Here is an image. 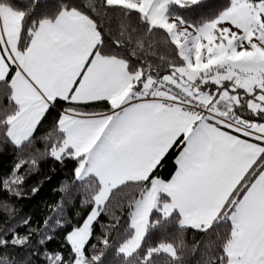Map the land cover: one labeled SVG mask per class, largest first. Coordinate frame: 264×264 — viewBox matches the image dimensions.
Returning <instances> with one entry per match:
<instances>
[{
	"label": "snow or ice",
	"instance_id": "obj_1",
	"mask_svg": "<svg viewBox=\"0 0 264 264\" xmlns=\"http://www.w3.org/2000/svg\"><path fill=\"white\" fill-rule=\"evenodd\" d=\"M208 7L0 0V264H264V0ZM44 161L73 179L33 223Z\"/></svg>",
	"mask_w": 264,
	"mask_h": 264
},
{
	"label": "trees",
	"instance_id": "obj_2",
	"mask_svg": "<svg viewBox=\"0 0 264 264\" xmlns=\"http://www.w3.org/2000/svg\"><path fill=\"white\" fill-rule=\"evenodd\" d=\"M221 0H207L209 5L208 8L199 10L196 13H192L188 16L190 20H196L199 18L201 13L208 14L212 8V5L219 4ZM156 61H153L155 65ZM49 125L46 123L44 128L41 129V134L48 129ZM13 158V153L11 148H7L3 154H0V168L8 169L11 166ZM55 168L56 171H52ZM174 171V165L170 162L164 170H162L161 175L167 177L170 172ZM51 176V180L45 179V177ZM71 174V164L67 167L61 168L58 164H54L52 161H44L41 163L40 172L31 178L25 188L26 195L23 199L15 201L16 208L20 215H30L33 219V223H42L44 218L53 215L52 206L60 203L61 199L64 197V193L59 191L60 185L62 183H72ZM43 181L41 185V190L38 194L33 196L30 192V187L37 185ZM83 198L82 193L78 190L74 191L73 199L75 203L72 205H65L69 210L65 213L66 217L69 219L71 225H75L77 221L83 219L87 212L90 210L88 207L81 208L80 201ZM107 216L101 218V223L107 222ZM67 227V226H66ZM70 230V227L68 228ZM97 232H99L100 227L97 225ZM60 237H57L59 241ZM189 244L200 240L201 237L194 233L189 232L187 235ZM51 247H56V244H52Z\"/></svg>",
	"mask_w": 264,
	"mask_h": 264
}]
</instances>
